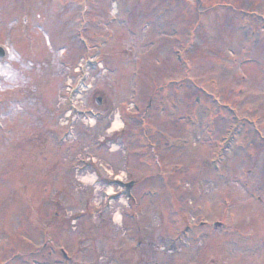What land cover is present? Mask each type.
I'll use <instances>...</instances> for the list:
<instances>
[{
  "label": "rangeland",
  "instance_id": "obj_1",
  "mask_svg": "<svg viewBox=\"0 0 264 264\" xmlns=\"http://www.w3.org/2000/svg\"><path fill=\"white\" fill-rule=\"evenodd\" d=\"M84 23L98 118L58 144ZM0 46V264H264V0H0Z\"/></svg>",
  "mask_w": 264,
  "mask_h": 264
},
{
  "label": "bare ground",
  "instance_id": "obj_2",
  "mask_svg": "<svg viewBox=\"0 0 264 264\" xmlns=\"http://www.w3.org/2000/svg\"><path fill=\"white\" fill-rule=\"evenodd\" d=\"M119 125V122L118 121H116V123H115V125L114 126H118Z\"/></svg>",
  "mask_w": 264,
  "mask_h": 264
}]
</instances>
